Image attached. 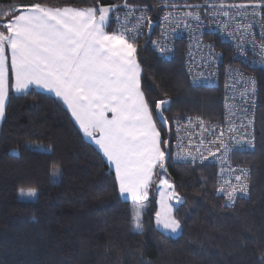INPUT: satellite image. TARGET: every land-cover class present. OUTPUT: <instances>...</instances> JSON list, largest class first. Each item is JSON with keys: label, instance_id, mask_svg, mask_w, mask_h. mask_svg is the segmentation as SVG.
Masks as SVG:
<instances>
[{"label": "trees", "instance_id": "16d2710c", "mask_svg": "<svg viewBox=\"0 0 264 264\" xmlns=\"http://www.w3.org/2000/svg\"><path fill=\"white\" fill-rule=\"evenodd\" d=\"M34 2L0 0V12ZM40 2L86 6L94 0ZM128 3L146 7L157 21L153 0ZM145 41L137 42L142 87L150 100L168 102V122L175 115L220 121L222 91L188 85L183 45L165 60ZM256 78V147L233 156L251 171L250 196L225 207L217 195L215 167L169 160L166 175L184 201L174 209L182 225L175 238L156 228L155 191L143 214V234L134 230L131 201L120 196L114 170L55 96L33 89L27 95L10 93L0 126V264H264V68ZM158 127L166 139L159 122ZM21 188H35L38 195L22 199Z\"/></svg>", "mask_w": 264, "mask_h": 264}, {"label": "snow or ice", "instance_id": "6c2138e0", "mask_svg": "<svg viewBox=\"0 0 264 264\" xmlns=\"http://www.w3.org/2000/svg\"><path fill=\"white\" fill-rule=\"evenodd\" d=\"M238 7H251L256 14V9H264V0ZM121 9L129 11L123 20L116 16L120 28H111L112 13ZM137 10L147 9L130 5L128 0L122 5L94 0L86 6H50L37 0L9 6L7 11L0 12V120L6 118L10 93L27 95L33 88L54 93L67 106L84 136L92 139L114 169V184L120 196L131 201L134 230L143 234V214L154 199L155 191L158 193L155 224L176 233L182 225L171 202L183 204L184 201L166 175L171 146L158 127V121L168 123L164 116V105L168 102L150 100L143 90L137 41L143 26L147 24L150 28L152 20L141 15L129 26V16ZM193 18L199 19L198 16ZM168 19L166 16L165 20ZM223 30L227 31V26ZM260 47L264 54V44ZM160 50L166 49L161 47ZM249 80L254 93L255 81ZM196 119L207 131L204 121ZM227 131L234 139L237 129L231 122ZM210 135L214 139L208 143L216 151L223 148L227 154L229 145L224 143L225 131L221 129L217 134L213 129ZM200 145L204 146L203 138ZM207 151L208 156H216L212 148ZM196 153H200L201 160L207 159L199 147ZM178 155L191 157L193 161L197 159L191 150ZM232 171L239 173L234 176L235 182L225 181L226 186L217 189L224 194L229 206L237 193L249 191L248 170ZM58 174V171L54 173ZM20 195L35 198L38 192L35 188L26 192L21 188Z\"/></svg>", "mask_w": 264, "mask_h": 264}, {"label": "built area", "instance_id": "2783aa9c", "mask_svg": "<svg viewBox=\"0 0 264 264\" xmlns=\"http://www.w3.org/2000/svg\"><path fill=\"white\" fill-rule=\"evenodd\" d=\"M159 10V17L153 24V33L149 47L157 56L170 60L178 45L184 47L182 65L187 76L188 85L196 89H221L222 117L220 121L211 122L193 115H175L170 123L171 141L169 160L173 164L206 165L215 167L217 171V189L225 181L234 183V176L239 174L235 169L248 170L249 191L247 194L237 193V198L229 206L222 192L217 191L223 206L231 207L238 200L250 196V176L248 167L235 163L233 156L248 153L256 147V117L258 108L259 87L256 72L264 68V54L260 45L264 44V9H256L253 14L251 7L243 8L254 0H153ZM125 1L118 5L124 4ZM165 3L168 7H165ZM174 6V7H173ZM147 9V8H146ZM129 10L121 9L112 13L111 28H120L116 16L124 19ZM192 13L191 16L187 15ZM224 13L228 15L225 16ZM144 15L151 19L150 11H135L129 16V26L135 23V18ZM168 16L169 19L165 20ZM198 16L199 19L193 17ZM179 21V26H177ZM185 25H188L187 27ZM227 26V31L223 30ZM147 24L141 29L137 42L146 39ZM243 36V39L241 38ZM153 41H156L154 44ZM211 45V49L208 47ZM161 47L166 50L161 51ZM249 78L255 81V92ZM191 118V123L189 122ZM204 121L207 131L202 128L197 119ZM249 121L252 123L250 124ZM231 122L237 129L235 138L228 133ZM243 125V126H242ZM179 129V131H178ZM225 131L224 143L229 145V151H219L208 143L214 139L210 133ZM204 139L201 147L200 140ZM200 148L207 159L201 160ZM208 148L216 151V156H208ZM191 150L196 156L178 155L181 151Z\"/></svg>", "mask_w": 264, "mask_h": 264}, {"label": "crops", "instance_id": "0c3cea01", "mask_svg": "<svg viewBox=\"0 0 264 264\" xmlns=\"http://www.w3.org/2000/svg\"><path fill=\"white\" fill-rule=\"evenodd\" d=\"M33 90H36V91H38V92H41V93H45V94H50V95H53V96H55L54 95V93H50V92H47V91H45V90H42V89H35V88H33ZM15 93V92H14ZM16 94H20V93H16ZM57 98V97H56ZM58 99V98H57ZM62 104H63V102L60 100V99H58ZM64 105V104H63ZM64 107L67 109V106L66 105H64ZM68 110V109H67ZM69 112V111H68ZM69 114H70V112H69ZM70 116H71V114H70ZM72 118V117H71ZM72 120L74 121V123L77 125V127L79 128V126H78V124L75 122V120L72 118ZM2 121L3 120H0V126H1V123H2ZM80 130V129H79ZM81 131V130H80ZM82 133V132H81ZM82 135H83V137L91 144V145H93L98 151H99V153L102 155V153L100 152V150H99V148H98V146L97 145H95V143L92 141V139L91 138H89V137H86V136H84V134L82 133ZM103 156V155H102ZM105 161H106V159H105ZM107 162V161H106ZM110 166V165H109ZM111 167V166H110ZM114 170V169H113ZM122 199H124V200H127L126 198H124V197H122ZM127 201H130V200H127Z\"/></svg>", "mask_w": 264, "mask_h": 264}, {"label": "water", "instance_id": "95a60500", "mask_svg": "<svg viewBox=\"0 0 264 264\" xmlns=\"http://www.w3.org/2000/svg\"><path fill=\"white\" fill-rule=\"evenodd\" d=\"M153 24H151V27L147 28V32H146V41H145V45H148L149 40L151 38V35L153 33ZM165 129L166 131V139L169 140V142L171 141V130H170V123L168 122L167 124H164L162 121H158ZM169 161V160H168Z\"/></svg>", "mask_w": 264, "mask_h": 264}, {"label": "rangeland", "instance_id": "374dc122", "mask_svg": "<svg viewBox=\"0 0 264 264\" xmlns=\"http://www.w3.org/2000/svg\"><path fill=\"white\" fill-rule=\"evenodd\" d=\"M259 96V95H258ZM166 107V105H164V108ZM57 171H55L54 173H56ZM58 178H59V175H53V181L54 182H56V181H58ZM22 199H25V200H33L34 198H28V197H26V196H22L21 197ZM157 198H158V194H157ZM173 205H174V209H175V207H177L179 204H176V202L175 201H172L171 202ZM156 225V224H155ZM156 228L158 229V230H160L161 232H163L164 234H166V235H168V236H171V237H178L179 235H180V231H181V229H179L176 233H171V232H167V231H165V230H163L162 228H158L157 226H156Z\"/></svg>", "mask_w": 264, "mask_h": 264}]
</instances>
